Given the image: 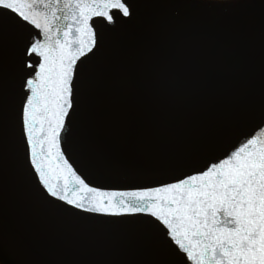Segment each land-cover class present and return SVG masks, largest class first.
<instances>
[{
  "label": "snow or ice",
  "instance_id": "snow-or-ice-1",
  "mask_svg": "<svg viewBox=\"0 0 264 264\" xmlns=\"http://www.w3.org/2000/svg\"><path fill=\"white\" fill-rule=\"evenodd\" d=\"M171 4L0 0V264H46L22 222L34 206L113 218L101 223L144 242L131 264H264V16L258 78L206 81L182 96L165 129L189 143L178 175L166 172L153 186H93L63 148L94 90L137 93L152 21ZM259 7L264 13V0Z\"/></svg>",
  "mask_w": 264,
  "mask_h": 264
},
{
  "label": "water",
  "instance_id": "water-1",
  "mask_svg": "<svg viewBox=\"0 0 264 264\" xmlns=\"http://www.w3.org/2000/svg\"><path fill=\"white\" fill-rule=\"evenodd\" d=\"M185 3L172 0L153 19L154 39L147 45L149 62L137 93L122 96L116 85L94 90L64 133L66 155L93 186H153L166 172L178 175L177 161L189 143L165 129L174 122L182 96L206 81L249 73L258 78L261 0H255L256 7L239 8L231 7V0ZM138 42L139 37L129 44L134 49ZM88 215L96 219L34 206L22 222L34 237L36 257L46 264H131L142 258L144 242L132 230L101 223L113 218Z\"/></svg>",
  "mask_w": 264,
  "mask_h": 264
}]
</instances>
